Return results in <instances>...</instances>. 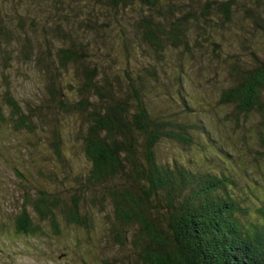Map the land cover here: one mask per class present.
Instances as JSON below:
<instances>
[{
  "label": "trees",
  "instance_id": "trees-1",
  "mask_svg": "<svg viewBox=\"0 0 264 264\" xmlns=\"http://www.w3.org/2000/svg\"><path fill=\"white\" fill-rule=\"evenodd\" d=\"M225 44L241 54L223 55ZM199 57L228 69L218 106L227 120H257L264 159V0H0V124L47 126L71 182L61 191L55 167L40 169L56 188H24L16 234L42 236L48 223L61 236V221L92 230L97 212L127 254L116 263L264 264V191L241 186L234 158L184 95L187 63ZM16 63L44 75L41 103L13 95L6 74ZM66 130L89 166L73 179ZM206 138L205 167L163 156V144L192 153Z\"/></svg>",
  "mask_w": 264,
  "mask_h": 264
},
{
  "label": "rangeland",
  "instance_id": "rangeland-1",
  "mask_svg": "<svg viewBox=\"0 0 264 264\" xmlns=\"http://www.w3.org/2000/svg\"><path fill=\"white\" fill-rule=\"evenodd\" d=\"M221 52L225 56H233L241 54V49L235 44H225L221 47ZM171 64L175 67L174 63ZM187 64L185 71L188 75H183L184 95L189 98L188 106L194 110L193 120H198L208 131L210 140L222 144V151L234 158L232 164L234 163L236 175L239 176L240 182L242 181L241 186L245 187L249 183L253 189L262 193L264 159L256 155L259 149L258 141L254 137L257 120L253 118L248 123H237L234 118L227 120L225 115L230 109L220 108L217 103L228 69L224 65L219 66L216 62L211 63L207 58L201 57L195 61H188ZM175 68L180 70L177 65ZM174 71L172 69V75H175ZM213 73L216 74L214 77ZM169 75L172 78L170 72ZM71 77L68 80H72ZM6 78L16 99L32 104L41 103L46 83L38 66L16 63L6 74ZM0 81L3 82L1 74ZM47 128L45 126L36 134H30L25 131L16 132L12 127L0 124V264H121L119 261L115 262L116 256L126 258L127 254L111 241L109 225L104 214L95 213L92 230L68 226L61 221L63 231L61 236H55L48 223L43 224L45 234L42 236L32 238L16 234L15 217L21 209L24 188L40 184L50 190L56 188L55 184L42 180L39 175L40 169L55 167L65 182L61 191L71 188V182L64 178L65 168L62 169L50 146L53 134ZM65 134L63 140L66 161L70 162L74 169L66 176L73 179L75 172H81V167L89 166L81 149L70 141L71 131L66 130ZM203 144V149L196 147L192 153L176 145L172 147L163 144L162 152L166 158L174 155L176 158L186 160L196 156L199 163L205 167L206 163L203 162L205 158L201 152L208 150L213 154V151L207 138L206 141L203 139ZM260 151L264 154V149ZM243 162H247L248 165ZM211 165L212 168L219 167L216 162Z\"/></svg>",
  "mask_w": 264,
  "mask_h": 264
}]
</instances>
